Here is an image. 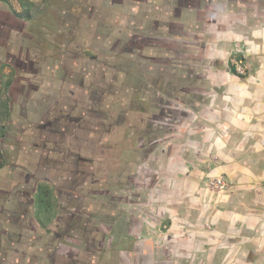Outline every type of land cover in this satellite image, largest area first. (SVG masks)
<instances>
[{
  "label": "rangeland",
  "instance_id": "374dc122",
  "mask_svg": "<svg viewBox=\"0 0 264 264\" xmlns=\"http://www.w3.org/2000/svg\"><path fill=\"white\" fill-rule=\"evenodd\" d=\"M137 1L0 0V264H246L249 245L236 238L246 223L234 215L257 195L243 199L226 171L213 170L241 142L215 141L224 131L210 112L219 107L207 103L217 91L210 75L233 64L248 81L264 56V0H217L222 37L211 47L161 27L157 36ZM210 1L165 8L207 11ZM64 96L89 108L74 142L91 158L69 186L61 153L40 149L48 107ZM252 144L242 147L251 153ZM39 183L51 188L48 210H37Z\"/></svg>",
  "mask_w": 264,
  "mask_h": 264
},
{
  "label": "crops",
  "instance_id": "0c3cea01",
  "mask_svg": "<svg viewBox=\"0 0 264 264\" xmlns=\"http://www.w3.org/2000/svg\"><path fill=\"white\" fill-rule=\"evenodd\" d=\"M137 2H139L140 5L143 1L140 2L139 0ZM144 2L143 4L145 7L140 11L143 15L142 19L140 17L143 27L157 20V33L161 31V27L162 29L164 28V33L170 31L169 36H171V39L175 38L178 40L180 37L189 38L190 36L193 39H199L202 43V37L205 39L209 38L210 41L208 44L210 47L212 44L216 46L214 43L215 38L218 39L222 37V26H218V22L219 20L221 21L222 18L213 16L212 11V8L218 7L220 11L216 10V13L219 14L218 12H221L220 7L223 8L221 3L217 5V0H211L206 5L208 6V10L205 11V9H203V11L200 12H197V10L194 11V6H189L187 9L178 8L171 12L168 8H165L168 7L166 6L168 0H145ZM128 5L130 6L128 15L131 16L129 21L130 24H132V22L138 21L139 17L137 18V14L135 13V3H130ZM232 12H235L233 13V20L237 21V11L235 10ZM165 14L168 18L174 20L170 25H168V22L161 21L163 18L162 16ZM197 18L198 22L201 24L196 25L194 23L195 26L192 27L191 21L193 19L197 21ZM140 26L139 28H141ZM152 26L155 27V25H151V27ZM197 28L202 29V32H196L195 30H197ZM256 31L259 33L260 29H256ZM210 32L213 33L211 34ZM157 36H160V34L158 33ZM201 43H199V45ZM253 44L256 45L255 42H253ZM221 45L226 46L225 44ZM224 49L225 48H222L219 51H224ZM224 56L226 59V55ZM221 58H223L221 54L217 53L212 60L223 62L224 58ZM254 58H258V61H254L256 67L251 73L248 81L245 80V82H241L242 78L228 72L229 69L226 71L219 70L218 73L220 75H215L214 77L210 75L216 82L214 90L216 89L217 91L212 93L210 90L211 98L209 100L210 102L207 103L210 110L213 109L214 106L219 107V113H217V110L210 112V115L214 114L217 116L219 114L218 122L220 123V130L224 131H221L222 133L220 132L219 139L215 136V141L220 143L229 141L235 142L236 144H238L237 142H241V147L236 148L235 154L229 153V150H227V152L220 155V158L223 159L224 162L221 163L219 168L214 167L213 170L221 169L222 171H226L225 174L228 175L230 179L235 180V185L238 190L241 191L243 199L248 195L246 194L247 191H251L252 197L257 195V199L252 198V202H248V200L245 199L241 200L239 203L241 206L240 214L234 215L236 220L242 221V223L245 222V227L249 228L252 233L257 230L256 227L253 228L256 221L260 224L262 222L264 223V211H261L264 210V56H257V58L254 56ZM221 75L224 77L226 84L222 83L223 80ZM212 99L216 101L212 102ZM217 101L219 104L214 105ZM240 101L244 102L241 103ZM251 125H253L254 128H252ZM240 131L242 134L239 133ZM247 142L253 143L252 148L255 149L254 152L256 153H249L246 147H242L243 143ZM243 214L244 217H242ZM259 231L264 230L258 228V232ZM251 242L252 245L257 244L253 239ZM248 245L250 246V243L242 244V246ZM258 245H261L259 252L264 255V237L258 241Z\"/></svg>",
  "mask_w": 264,
  "mask_h": 264
},
{
  "label": "flooded vegetation",
  "instance_id": "af4514ba",
  "mask_svg": "<svg viewBox=\"0 0 264 264\" xmlns=\"http://www.w3.org/2000/svg\"><path fill=\"white\" fill-rule=\"evenodd\" d=\"M100 92L103 94H105L104 92L110 94V88L108 87V90H106V87L104 86L103 90H100ZM63 100V102L57 103L54 106L51 102L50 106L48 107L50 109L48 115L51 112L52 115H49V118L47 117L44 121V125H42L48 126L49 129L47 130L46 134H43V145L40 149H46V145L44 144H50V151L61 153L60 155H55L54 159L60 160L63 164L61 166L64 167L60 168L61 170L68 169V171L70 172L69 177L65 179L66 183L64 184V186H69V183H74L75 179L77 178V174L82 171L81 168H78L76 166H79L81 163H85L86 159L91 158V154L88 153V150L85 149V151L83 152L82 145L78 142H74L76 141V139H78L77 134L75 133H78L79 131L76 132V130H78L77 128L81 126L84 117H87L85 111L88 113L89 108H85L83 105L76 102L77 100L74 101V103H71V101L66 102L65 96ZM101 104V102L98 103V105H96V108L98 109ZM91 106L93 108V105ZM107 115L108 114L106 113V117L104 116V122H107ZM50 137L52 143L49 140ZM40 144L41 143H39V145ZM38 151L39 148H37V152ZM61 157L64 158L60 159ZM68 157L74 159L72 168H68L67 165H64L68 161ZM255 227L257 228V230L252 233L251 230L244 225L242 227V231H239V234L236 235L237 241H239V246L250 242V240L252 239L257 243L255 245L248 246V248H250L249 255H247V257L245 256V259L242 260L243 262H246V264H264V255H262L263 253L259 252L261 245H258V241L264 237V231L258 232V228L264 230V223L262 222L260 224L258 221H256L253 228Z\"/></svg>",
  "mask_w": 264,
  "mask_h": 264
},
{
  "label": "trees",
  "instance_id": "16d2710c",
  "mask_svg": "<svg viewBox=\"0 0 264 264\" xmlns=\"http://www.w3.org/2000/svg\"><path fill=\"white\" fill-rule=\"evenodd\" d=\"M28 12V10H27ZM25 17L29 18L28 13H26ZM229 71L230 73L234 74V75H238L240 77H243V75H239V73L236 71L235 66L232 64L229 66ZM148 104V102H146ZM3 167V160L1 157V152H0V168ZM50 186L46 183H39L36 186V204H37V210L38 211H42V209L44 210H48L49 206H50V200L52 199V192L50 190ZM37 219L38 221H40V223H42V219H40L39 215L37 214Z\"/></svg>",
  "mask_w": 264,
  "mask_h": 264
}]
</instances>
